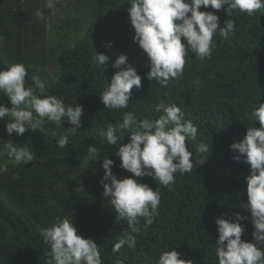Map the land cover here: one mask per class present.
I'll list each match as a JSON object with an SVG mask.
<instances>
[{
    "label": "trees",
    "instance_id": "trees-1",
    "mask_svg": "<svg viewBox=\"0 0 264 264\" xmlns=\"http://www.w3.org/2000/svg\"><path fill=\"white\" fill-rule=\"evenodd\" d=\"M71 1L58 0L50 10L45 7L46 0H0V69L22 63L28 71L26 84H32L30 77L38 75L46 82L49 95L60 98L65 106L78 104L83 108L75 134L69 133L70 123L58 128L44 122L43 128L50 126L48 131L11 135L18 146L28 145L35 158L15 165L7 155L0 157L8 169L0 173V264H48L50 245L39 233L57 218H69L77 234L94 240L103 264H157L163 251L174 248L191 264H218L215 220L235 222V213L247 217L239 221L241 239L255 243L251 213L240 207L241 202L247 203L245 177L250 165L244 154L230 145L244 138L247 127H260L252 112L264 102V8L249 16L239 9H228L227 3L220 10L201 6L200 11L219 17L211 56L200 59L189 50L182 75L162 86L146 78L148 57L133 40L130 0H73L78 17L71 20L66 16L61 26H55L70 25L78 34L81 23L90 19L85 35L47 48L45 39L37 36L42 31L35 28L45 22L48 12L60 9L70 14ZM37 9L43 12V19L35 15ZM229 19L235 21L236 31L224 38L218 31ZM65 33L68 39V31ZM30 34L39 40L32 38L31 43ZM96 53L107 55L109 60L99 66ZM120 54L126 55L127 63L140 75L141 87L133 86L124 109L110 110L104 108L99 95L119 70L112 63ZM46 65L54 66L55 79H50ZM0 103L10 106L3 93ZM158 104H176L185 119L198 128L196 139L186 141L193 171L176 173L170 187L151 176L134 177L159 190L160 206L153 224L135 234V247L125 245L113 252L116 240L131 230L126 221L116 222L110 197L103 196L104 155L114 161L111 170L117 179L132 174L120 166V158L114 154L119 145H108L100 134L109 123L122 122L125 111L132 112L138 121L158 118L162 114L154 110ZM4 119L0 121L3 140V128L10 118ZM66 134L68 144L61 148L57 141ZM127 135L124 133L121 143L128 142ZM201 142L209 144L207 154L197 151ZM90 145L97 146L98 159L87 152ZM236 155L239 161L233 159ZM143 223L141 218L140 225ZM259 247L264 250V244Z\"/></svg>",
    "mask_w": 264,
    "mask_h": 264
},
{
    "label": "clouds",
    "instance_id": "clouds-1",
    "mask_svg": "<svg viewBox=\"0 0 264 264\" xmlns=\"http://www.w3.org/2000/svg\"><path fill=\"white\" fill-rule=\"evenodd\" d=\"M56 3L58 0H46L45 7L54 9ZM225 3L228 9H239L249 16L264 8V0H130L128 12L134 28L133 40L148 57L146 78L167 86L169 80L182 75L189 50L200 59L210 58L215 47L213 37L217 33L219 17L213 12L199 9L210 6L220 10ZM50 14L48 12L46 16ZM35 15L44 18L40 9ZM235 31V21L229 19L224 21V27L219 28L218 33L228 38ZM96 54L99 66L109 60L103 53ZM112 67L119 70L113 74L111 83L99 98L104 108L120 110L128 105L133 86L141 87V77L127 63L124 54L117 56ZM26 76L28 71L22 63L0 69V93L6 95L10 103V106L0 103V121H5V117L10 118L5 125L9 136L13 132L17 135H23L26 131L44 132L45 120L55 122L60 127L65 119L73 126L68 128L69 133L75 134L81 126L82 106H65L60 98L47 93L46 82L38 75L30 77L32 84H26ZM154 110L162 114L156 119L144 118L139 121L132 112L125 111L122 122L109 123L100 134L108 145H119L114 154L120 158V166L132 174L117 179L111 170L114 161L107 154L104 155V176L100 181L103 196L110 197L109 205L116 213V222L126 221L131 230L124 231L116 240L112 246L113 252H119L125 245L135 247V234H140L141 228L147 229L153 224L160 206L159 190H153L134 177L151 176L161 185L170 187L175 183L176 173L193 171L192 153L186 141L196 139L198 128L191 120L185 119L176 104H158ZM252 116L259 121L260 127H247L244 138L230 147L244 154L245 162L250 165L249 174L245 177L247 203L241 202L240 207L251 213L255 243L241 239L243 228L239 221L247 217L235 213V222L216 218L219 235L215 251L218 264H264V250L259 247L264 244V102L253 110ZM124 133H128L127 143H121ZM68 140L69 136L63 135L57 145L63 148ZM197 151L207 154L209 144L201 142ZM87 152L96 159L101 155L95 145L88 146ZM5 155L15 165L27 164L35 158V152L28 145L18 146L12 139H0V157ZM233 159L239 161L240 156H233ZM7 170V164L0 163V173ZM141 218L143 225H140ZM39 234L50 245L51 259L48 264H103L98 244L77 234L69 218H57L49 227L40 229ZM157 264H191V261L181 259L174 248L163 251Z\"/></svg>",
    "mask_w": 264,
    "mask_h": 264
},
{
    "label": "rangeland",
    "instance_id": "rangeland-1",
    "mask_svg": "<svg viewBox=\"0 0 264 264\" xmlns=\"http://www.w3.org/2000/svg\"><path fill=\"white\" fill-rule=\"evenodd\" d=\"M71 2H73V0ZM77 7H78V5L75 2H73L71 4V9H70L71 13L70 14L67 12H66V14H64V12H61L60 9H57L56 11L54 10V12H51V14L49 16L45 17V22L42 25L37 26L35 28L36 30L42 31L41 36L40 35H37V36H39L40 39H45L46 47L47 46L56 47V46L60 45L61 43L63 44L65 42H67L68 40L75 38L76 35L77 36L79 35L80 38L85 35V32L87 31V27L89 26V23H90L89 22L90 19H86L85 21H83L81 23L82 26H81L78 34H76V32H74L72 26H70V25L67 27H64V25H63L62 28L55 26V25L61 26L62 25L61 19H63V18L65 19L66 16H68V18L71 20L73 17H78L79 14L76 12ZM45 12H47V11H45ZM31 29H33V28H31ZM65 31H68V33H69L68 39H67L68 36H64V34H66ZM29 36H31V40H30L31 43H32V38L34 40L35 39L39 40L38 37L35 36V34H30ZM71 45H73V44L71 43ZM44 50L47 51V49H44ZM46 51L44 53L40 52L39 53L40 56L45 55ZM45 69L49 73L50 79H55L54 72H52V69H54V66L53 65H51V66L46 65ZM45 122L47 124H49L50 126L51 125L56 126L55 122H50V121H45ZM63 123L69 124V122L66 119L62 120L61 125ZM50 126H47L44 129L46 131H48L50 129ZM58 128H60V127H58ZM3 129H4L3 132L5 134V140L12 139L11 136H9V134L5 131V125H4ZM13 133L11 135H13Z\"/></svg>",
    "mask_w": 264,
    "mask_h": 264
}]
</instances>
